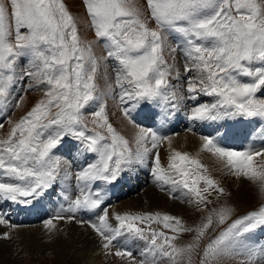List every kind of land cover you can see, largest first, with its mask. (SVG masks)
I'll list each match as a JSON object with an SVG mask.
<instances>
[{"label":"snow or ice","instance_id":"6c2138e0","mask_svg":"<svg viewBox=\"0 0 264 264\" xmlns=\"http://www.w3.org/2000/svg\"><path fill=\"white\" fill-rule=\"evenodd\" d=\"M82 6L93 39L81 37L65 0H0V119L26 105L29 92L41 93L18 120H6L0 201L35 206L53 193L65 203L43 220L50 238L58 222L87 226L105 255L127 264H195L194 257L198 264L225 257L264 264V243L257 239L264 231V144L235 150L222 143L227 131L200 136V151L210 154L216 171L246 182L258 199L237 215L209 168L157 131L186 104L189 121L264 122V0H82ZM98 46L105 55H96ZM177 53L184 61L179 86L172 83L181 80ZM201 96L212 102H200ZM109 100L132 126L130 139L110 121ZM256 132L264 139V127ZM165 143L167 167L160 153ZM143 168L170 198L199 214L198 221L160 211L110 213L104 207L110 188ZM82 213L88 218L77 219ZM3 224L8 221L0 214ZM125 236L144 242L140 259L127 241L118 243Z\"/></svg>","mask_w":264,"mask_h":264},{"label":"rangeland","instance_id":"374dc122","mask_svg":"<svg viewBox=\"0 0 264 264\" xmlns=\"http://www.w3.org/2000/svg\"><path fill=\"white\" fill-rule=\"evenodd\" d=\"M65 2L69 7V9L71 10V12L73 13V15H75L78 18L79 21L78 27L80 28L81 37L83 39H93L94 38L93 34L86 26L87 17L82 6V0H65ZM145 2L146 0H136V3H138L139 5H145ZM95 52L97 56L105 55L102 47L99 46L95 48ZM176 56L178 58L182 57L180 59L181 67L179 68L181 80L180 81L173 80L172 83L176 86H179L180 84L183 83L184 61L182 54L177 53ZM166 58H168L169 62H171V58L168 53H166ZM112 63H113L112 61L108 62L109 70L111 69ZM103 71H104V66L102 65L101 73H103ZM27 83H28L27 81H24L25 86L27 85ZM98 84L100 85L101 88L104 87L105 82L102 76L98 80ZM15 90L16 91L19 90V84H17ZM40 95L41 93L38 91L29 92L26 97L27 99L26 105H23L19 109L10 111L8 113V116H5L3 117V119H0V123L5 124L4 128L0 129V139L6 137L7 131L9 129V125L6 123V120L9 117L12 120H18L19 117L22 116L24 112L31 107L32 103H34L35 100H37ZM260 95L264 97V93H261ZM212 99L213 98L211 97L201 96L200 102H212ZM108 105H109L108 107L109 117L113 126L123 135H125L127 138L130 139L134 132L132 126L128 125L127 122L123 119V117L119 114V111L112 100H109ZM188 107H190V105L186 104L181 109L179 113L180 116L178 115V117L175 119L177 121L179 120L177 123H179L182 120L184 122V115L187 114ZM137 119L139 120L140 118L138 117ZM247 121H248L246 122L247 126L246 125L244 126L242 132L243 140L241 141L240 145L237 148L231 147L232 149L243 150L247 148L249 145L259 147L262 144H264V139H262L259 135H257V132L255 130L256 128L264 127V122H261L258 119H252ZM183 122L179 124V128H180L179 130H171V131L168 130V132H165V129L167 130V128H163L160 129L161 130L160 133L172 137V147L174 149L181 152H188L191 156L197 157L201 161V163L205 164L209 168L211 174L216 179H219L222 186L231 194V199L229 202L236 207L237 215L244 214L247 211L254 208L258 204V199L255 196L253 189L246 182L237 181L230 176H225L217 172L216 162L207 152L205 153L200 150L193 151L191 149H181L180 147H177L179 143V140H177L178 136H180L182 133L187 131L189 128L193 129L192 133L199 137L201 135H211L215 137L217 134L214 130H209V132L205 133L206 130L201 128L202 126L201 122L191 121L193 123V127H191L192 125L189 127L188 125L189 120L185 125ZM142 123L150 126L148 121H142ZM175 123L173 125L172 123L170 124L172 125L171 128H176ZM218 125H224V122L218 121L217 123L216 121L214 126H218ZM185 126L186 128L183 129ZM225 128L226 127H219L218 131L219 132L222 130L224 131ZM234 129H236V131L235 130L233 131L235 132V134L239 133L238 128L234 127ZM61 151H63V149L57 150V154H59V152ZM160 153H161L162 163L164 164L165 167H167V159L169 154L167 143L161 145ZM203 155L205 156L207 155L208 157L207 156L205 157ZM148 172L149 170L147 168H143L136 171L135 174L125 173L123 175V178L120 179L115 184L117 186H120L119 191L121 192L116 193L117 190L114 188L115 185L112 186L109 191L107 203L104 205V207H108L109 211L115 208L116 212L119 213H125V212L139 213V212L160 211L162 213H169L180 216L189 224L198 221L199 214H196L188 204L182 203L181 199L170 198L165 191L161 190L160 186L153 183L152 177L149 175ZM131 183L134 184L132 187L130 186ZM67 184L69 186L70 192H74L75 191L74 180L70 179L69 181H67ZM147 190L148 192H146ZM55 191L56 192L60 191L59 186L56 188ZM176 195L179 197L180 193H176ZM61 203H65V202L60 197H58L53 193H49V195L43 198L41 203L36 204L35 206L19 205L17 206L18 207L17 208L16 204L14 203L0 201V214H3L8 221V224L0 225V236H2L4 232H8L15 229H25L26 227L33 229L35 228L36 231L38 232L37 238L40 239L38 243L43 246V248L41 247V250H43V252L35 253L36 256H34V259L31 257L30 252H28V249L23 247L22 248L17 247V255L10 257V260L7 262V264H35V263L36 264H83L84 263L83 261L87 258V256H92V255L94 256V258H96L97 261H99L98 264H127L126 261H121L119 258H116L111 255H105L100 250L98 239L93 240V243L89 245L90 251H86L83 253L82 251H79L78 253L76 251L68 252L65 250V248H62L60 244H57L58 240L60 239L61 231L63 230L64 227L72 226V225H75L77 227L82 226L75 222H58L59 231L50 238L49 234L46 232V230L43 227V220L54 215L56 209L59 207ZM128 203H131V205H126ZM137 203L139 204L135 205ZM37 205L39 206V208L36 207ZM37 209H42V210L37 211ZM88 216L89 214L82 213L77 216V219H81V218L87 219ZM92 219H95V216H92ZM111 223L113 224V226H115L116 224L114 220H112ZM10 224L17 225L18 227L10 228L9 227ZM82 227H84L87 234L91 236L95 235L92 232V230L87 226H82ZM152 227H158V226L152 225ZM13 237L14 236L11 235L10 241L14 240ZM184 239L189 240L191 239V236L185 235ZM257 239L260 242L264 243V231L257 233ZM1 240L7 242L6 239L0 238V241ZM126 241L128 242L127 243L128 248L133 252V254L136 256L137 259H140V251L144 247V242L140 240L133 242L126 236L118 239V243L121 245L125 244ZM11 242H9V245ZM35 258H38V263L35 260ZM194 261L195 264H198L197 257H194ZM219 264H238V260L225 257L219 261Z\"/></svg>","mask_w":264,"mask_h":264},{"label":"bare ground","instance_id":"6f19581e","mask_svg":"<svg viewBox=\"0 0 264 264\" xmlns=\"http://www.w3.org/2000/svg\"><path fill=\"white\" fill-rule=\"evenodd\" d=\"M181 58L182 57L178 58L176 56V64L178 68L181 67L180 66ZM222 121L224 122V125L231 126V127H226L224 131L222 130L219 132L215 130L217 129V126H214L215 122L208 121V122H201L202 124L201 128L206 130L205 133L209 132V130H214L217 133L215 136L217 138L221 137L226 131L229 132L227 139L222 141V143L226 147H229V148L236 147L237 148L240 145L241 141L243 140L242 132H243L244 126L245 125L247 126V123H246L248 122L247 119L238 118V120H226V121L222 120ZM188 125L189 127L191 125H192L191 127H193V123L191 121H189ZM234 127L239 129V133L235 134V132H233L234 130L236 131ZM157 130L159 132L161 131L160 128H158ZM177 140H179L177 147H180L181 149H191L193 151L200 150V145H201L200 137L194 135L192 131H189V130L185 131L180 136H178ZM146 192H148V190ZM138 204L139 203L135 205H138ZM126 205H131V203H128ZM36 207L39 208L38 205ZM38 210H42V209H37V211ZM111 212H116L115 208L111 209L110 213ZM8 232L10 236L11 235L14 236L13 237L14 240L13 241L11 240L12 242L10 240H7V242H5L4 240L0 241V264H7V262L10 260V257L17 255V247L19 248L23 247V248L28 249V252H30V255L33 259H34V256H36L35 253L43 252V250H41V247L43 248V246L38 243L40 239L37 238L38 232L36 231L35 228L33 229V228L26 227L25 229H15V230H11ZM93 240H97L95 235L91 236L87 234L84 227L82 226L77 227L75 225H72V226H66L63 228V230L61 231L60 239L58 240L57 244H60L61 247L65 248V250L68 252L76 251L78 253L79 251H82L83 253L86 251H90L89 245L93 243ZM9 242H11L10 245H9ZM35 260L38 263V258H35ZM83 262H84L83 264H98L99 261H97L96 258H94V256L92 255V256H87V258Z\"/></svg>","mask_w":264,"mask_h":264}]
</instances>
